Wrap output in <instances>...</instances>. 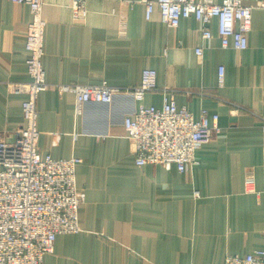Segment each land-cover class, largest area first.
I'll list each match as a JSON object with an SVG mask.
<instances>
[{
  "label": "crops",
  "instance_id": "crops-1",
  "mask_svg": "<svg viewBox=\"0 0 264 264\" xmlns=\"http://www.w3.org/2000/svg\"><path fill=\"white\" fill-rule=\"evenodd\" d=\"M245 3L253 6L248 47L237 50L221 46L215 20L204 39L193 17L169 27L157 7L147 19L139 0H87L83 20L72 19L71 0H44L42 64L50 86L37 100L39 147L56 159H81L76 185L85 199L80 230L57 235L41 264H216L264 248V0ZM30 20L27 5L0 0L5 141L24 124L25 94L9 85L29 80ZM145 68L155 69L157 88L141 101L118 94L109 104L88 102L79 110L73 92L56 89L103 81L133 87ZM166 87L195 118L202 109L218 115L219 132L183 172L175 165H137L123 127L139 104L160 106Z\"/></svg>",
  "mask_w": 264,
  "mask_h": 264
},
{
  "label": "built area",
  "instance_id": "built-area-1",
  "mask_svg": "<svg viewBox=\"0 0 264 264\" xmlns=\"http://www.w3.org/2000/svg\"><path fill=\"white\" fill-rule=\"evenodd\" d=\"M27 5L28 23L25 48L29 80L10 83V88L25 94L21 109L24 124L16 130L13 141L0 139V264H41L44 255L53 253L57 235L80 230L78 210L85 199L83 189L76 185V156L56 159L42 153L37 127V100L50 84L42 64L46 20L42 15L44 0H10ZM87 0H71L73 20L87 15ZM145 5L149 19L155 7L162 21L175 27L183 18L193 17L201 25V36L211 37L209 24L217 23L222 47L237 50L248 47L253 6L245 0H139ZM261 5V4H259ZM195 53L202 55V48ZM155 69L142 70L140 83L119 89L106 81L100 84H57L59 95L71 91L80 110L85 103L109 104L114 96L125 94L136 101L157 88ZM224 68H218V83L223 85ZM173 90L163 88L160 106L139 104L123 119L130 149L137 165H175L180 172L197 164L196 151L219 132L218 115L206 109L198 118L186 107L178 106ZM241 108L237 105L236 109ZM264 133V116L261 115ZM216 264H264V248L244 256L226 255Z\"/></svg>",
  "mask_w": 264,
  "mask_h": 264
}]
</instances>
